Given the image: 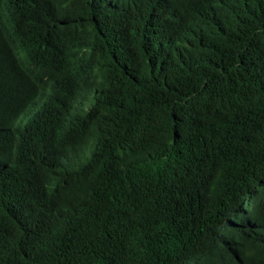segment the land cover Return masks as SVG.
Returning a JSON list of instances; mask_svg holds the SVG:
<instances>
[{"label": "trees", "instance_id": "trees-1", "mask_svg": "<svg viewBox=\"0 0 264 264\" xmlns=\"http://www.w3.org/2000/svg\"><path fill=\"white\" fill-rule=\"evenodd\" d=\"M0 5V264H264V0Z\"/></svg>", "mask_w": 264, "mask_h": 264}, {"label": "clouds", "instance_id": "clouds-1", "mask_svg": "<svg viewBox=\"0 0 264 264\" xmlns=\"http://www.w3.org/2000/svg\"><path fill=\"white\" fill-rule=\"evenodd\" d=\"M13 8V5H0V12L1 13H7L9 12L11 9ZM16 57V59L21 63L23 64L24 66H27V65H33L35 68H36V71L37 73H39V66H38V63L34 62V63H28L26 60H25V57L21 58L22 55H18V54H15L14 55ZM35 80V79H34ZM34 80H32L31 82H33ZM52 92V89L51 88H47L46 90V93L47 94H50ZM26 115V117H24V120H28L29 118H33V116L36 114V111H33V112H30V113H24ZM260 195H261V191H260ZM260 195L258 194L257 196H254V200L256 202H260L261 204V207H262V211L264 213V201L263 200H260Z\"/></svg>", "mask_w": 264, "mask_h": 264}]
</instances>
